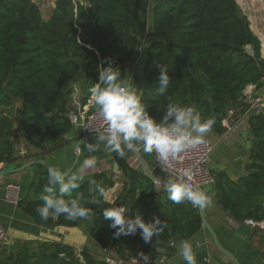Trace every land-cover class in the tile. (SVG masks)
<instances>
[{"label": "trees", "instance_id": "obj_1", "mask_svg": "<svg viewBox=\"0 0 264 264\" xmlns=\"http://www.w3.org/2000/svg\"><path fill=\"white\" fill-rule=\"evenodd\" d=\"M144 44L149 47L142 102L158 120L169 105L191 106L202 121L214 119L211 132L221 134L228 109L246 108V88L264 87L262 41L237 0H56L49 19L34 0H0V164L17 159L16 130L31 149L50 152L54 143L73 131L68 112L74 86L86 104L98 82L99 67L111 62L124 78ZM249 47L253 55L248 54ZM165 68L170 84L161 94L158 81ZM249 128L253 145L246 174L237 181L225 173L215 177L217 203L237 220L264 218V113L251 117ZM116 161L127 181L114 201L104 200L95 190L97 184L106 191L115 187L114 178L104 171L84 178L70 194L92 210L91 219L40 218L36 209L48 183V163L36 165L30 191L18 206L38 224L87 223L96 245L123 258L143 259V253L149 256L148 264H165L163 259L176 253V243L202 228L200 209L188 201L173 203L166 188L160 191L122 157ZM119 206H127L128 218L139 214L150 223L159 217L163 224L159 237L151 243L139 233L114 238L104 209ZM204 257L200 253L197 264H204ZM0 264L105 263L94 250L49 240L15 247L0 244Z\"/></svg>", "mask_w": 264, "mask_h": 264}, {"label": "crops", "instance_id": "obj_2", "mask_svg": "<svg viewBox=\"0 0 264 264\" xmlns=\"http://www.w3.org/2000/svg\"><path fill=\"white\" fill-rule=\"evenodd\" d=\"M247 15L249 16V14ZM253 19L256 18L250 17L251 24ZM254 25L257 29L252 30L259 37V34L255 31L259 30V23L257 20H255ZM254 25H252V28ZM148 47V44H144L140 48L139 54H137L134 61L129 64L127 74L123 78L129 81L139 91H142V71L147 58ZM262 53L264 56V47L262 48ZM258 91L259 89L254 85H249L245 93H256ZM245 101L243 102L247 105ZM243 111L244 110H238L236 115L237 119H241V113H243ZM225 132L219 134L210 131L205 136V138H209L216 143L210 167L216 179L218 174L225 173L231 180L237 181L241 176L246 174V165L250 161V151L253 145V135L249 128V121L246 120L236 123L235 130L228 139H225L223 136ZM65 137L68 138V141L57 148L53 147L50 152L42 154L34 149V154L32 156L29 155L30 157L27 156L25 159L17 158L13 163L0 164V170L5 172L21 167L29 161L45 160L50 166L59 167L61 170L67 169L69 171L75 166L77 161L72 172L74 173L80 169L84 159L94 155L97 157V164L94 168L85 170L83 173L84 178L91 177L95 172H107L114 178L116 183L113 189L107 191V200L110 202L114 201L123 189L124 183L127 181L119 170V167L118 169L115 167V165L118 164L116 158L119 155L105 152L89 153L85 147V142L94 143L96 137L83 141L78 151L76 145L85 137L80 127H74L73 131ZM138 153L140 157H138L135 151H126L122 158L125 159L131 167L144 174H146L144 169L145 166L154 176L155 181L158 184H163L157 185L153 181L159 187L160 191H163L164 188H167L164 185H167L169 178L157 167L153 153H144L142 150ZM19 161L23 162L20 163ZM36 170L37 167L35 166L29 167L22 172L5 175L3 179L4 182H18L21 186V199H23L27 197L30 191ZM202 190L206 191L213 200L212 206L204 209L211 231L203 224L202 228L192 238L188 239L193 242L196 259L198 260L200 253H205L204 264H264V231L251 228L245 224H237L235 221L241 220L233 218L217 203L216 180L215 183L205 186ZM200 212L202 214L201 209ZM0 224L4 225L6 228V244L8 243L9 247H15L19 244H23L25 241H62L78 250H94L97 256L102 258V247L96 245L89 236L86 230L87 223H83L79 227L38 224L20 209L18 205H12L6 201L5 190L3 188L0 189ZM180 242L175 245L177 250L176 253L173 256L163 259V263L186 264V262L177 255ZM197 242L200 244L199 247H196ZM223 250L228 251L230 255L226 254ZM233 257L237 262L233 261Z\"/></svg>", "mask_w": 264, "mask_h": 264}, {"label": "clouds", "instance_id": "obj_3", "mask_svg": "<svg viewBox=\"0 0 264 264\" xmlns=\"http://www.w3.org/2000/svg\"><path fill=\"white\" fill-rule=\"evenodd\" d=\"M158 91L163 94L169 87L170 77L167 69L161 70ZM89 103L94 105L102 117V126L97 128L94 143L85 142L89 153H116L123 157L126 151H143L155 153L158 160L165 165L177 160L186 150L204 143L205 136L212 130L214 119L202 121L194 107H178L169 105L161 119L153 117L142 102V93L129 81L122 78L119 67L111 62L107 67H99L98 82L90 89ZM78 150V149H77ZM97 164L96 156L83 160L80 169L71 175L67 169L48 167V183L40 196V204L36 212L42 220L50 217L56 219L63 215L68 220L91 219L94 213L83 206L80 197H71V193L81 187L83 173ZM188 180L191 175L183 173ZM188 180L167 183L168 199L180 204L188 201L193 207L206 209L212 206V197L204 190L194 187ZM94 182L90 181V185ZM104 200L108 199L107 191L95 185ZM68 194V198H64ZM93 203H98L94 200ZM127 206L104 209V219L110 221L108 227L114 229V238L121 235L140 234L145 243H151L153 237H159L163 230L159 217L147 223L141 215L135 218L126 217ZM173 244V241H169ZM200 244L197 242L196 247ZM186 264H197L196 252L191 240L180 242L177 252ZM144 261L149 256L141 253Z\"/></svg>", "mask_w": 264, "mask_h": 264}, {"label": "built area", "instance_id": "obj_4", "mask_svg": "<svg viewBox=\"0 0 264 264\" xmlns=\"http://www.w3.org/2000/svg\"><path fill=\"white\" fill-rule=\"evenodd\" d=\"M255 86V85H254ZM256 87V86H255ZM81 91L77 85L74 86L72 93L71 106L68 112L70 122L73 127H80L83 130L85 136L97 135L95 130L101 128L102 117L97 110H92L94 105L89 103H81ZM244 100L247 102V108L244 109L241 119H237L236 115L238 110L235 108H229L227 117L223 123L226 127V132L223 134L225 139H228L232 132L235 130L236 123L238 121H249L251 117L264 113V87L260 88L258 92L245 93ZM242 111V110H241ZM15 153L18 159H25L31 155L27 143L20 137V131L16 130L15 133ZM216 148V143L209 138H205L204 143L197 145L193 148L186 150L180 155V157L172 161L170 164H162L155 153L154 159L157 167L169 178V181L178 182L180 180H188L183 175L185 171H188L191 175V179L188 180L194 187L201 190L207 186L215 183V176L210 167L212 154ZM1 172V170H0ZM5 190V199L12 205H18L21 199V186L18 182H4L3 176L0 174V189ZM235 221L234 219H232ZM237 224H245L251 228L264 231V218L261 220L246 218L241 221H235ZM7 231L4 225L0 224V244L6 243ZM82 250V249H81ZM81 258H83L81 256ZM102 260L105 264H145L146 262L139 256L131 255L128 258H123L111 249H102Z\"/></svg>", "mask_w": 264, "mask_h": 264}, {"label": "rangeland", "instance_id": "obj_5", "mask_svg": "<svg viewBox=\"0 0 264 264\" xmlns=\"http://www.w3.org/2000/svg\"><path fill=\"white\" fill-rule=\"evenodd\" d=\"M34 1L39 5L43 17L45 19H49L56 6V0H34ZM237 1L241 9L243 10V13L246 15L249 14V16L247 15L249 20L250 17L256 18L252 20L253 22L251 24V28L252 25L255 24V20H257V22L259 23L258 25L259 30H255V31L259 34L260 38L262 37L261 40L264 42V0H237ZM252 29H257V28L254 25ZM29 151L31 152L30 156H32L34 154V150L29 147ZM19 162L22 163L23 161H19ZM36 165H40V164H35L34 166L36 167Z\"/></svg>", "mask_w": 264, "mask_h": 264}, {"label": "water", "instance_id": "obj_6", "mask_svg": "<svg viewBox=\"0 0 264 264\" xmlns=\"http://www.w3.org/2000/svg\"><path fill=\"white\" fill-rule=\"evenodd\" d=\"M248 54H250V55H253L254 54V50H253V48L252 47H249L248 48ZM97 135H89V136H85L84 138H82V140H80L78 143H77V145H76V149H78V151H79V149H80V146H81V144H82V142L83 141H85V140H87V139H90V138H93V137H96ZM66 141H68V138L67 137H62L60 140H58L56 143H54L53 144V147L54 148H57V147H59L60 145H62L64 142H66ZM135 153L138 155V157H140V155H139V153L137 152V151H135ZM143 163V162H142ZM35 164H47V162L45 161V160H34V161H29V162H27V163H25V164H23L21 167H18V168H16V169H12V170H9V171H5V172H0V174L2 175V176H5V175H8V174H12V173H17V172H22L23 170H25V169H27V168H29V167H31V166H34ZM76 164H77V161H76V163H75V166H76ZM75 166H73L68 172H69V174L71 175L72 174V172H73V170H74V168H75ZM115 167H116V169H118V167H119V165L118 164H116L115 165ZM144 169H145V172H146V174L157 184V185H163V184H158L156 181H155V178H154V176L149 172V170H147V168L144 166ZM164 186H166L167 187V185H164ZM202 210V217H203V224H204V226L205 227H207L208 229H210V231H211V227H210V225H209V223L207 222V219H206V215H205V211H204V209H201ZM226 254H228V255H230V253L228 252V251H226V250H223ZM233 259V261L234 262H237L235 259H234V257L232 258ZM146 263H148V262H146Z\"/></svg>", "mask_w": 264, "mask_h": 264}, {"label": "bare ground", "instance_id": "obj_7", "mask_svg": "<svg viewBox=\"0 0 264 264\" xmlns=\"http://www.w3.org/2000/svg\"><path fill=\"white\" fill-rule=\"evenodd\" d=\"M261 33V32H260ZM261 36V35H260ZM262 38V37H261ZM264 47V42L262 41V48Z\"/></svg>", "mask_w": 264, "mask_h": 264}]
</instances>
